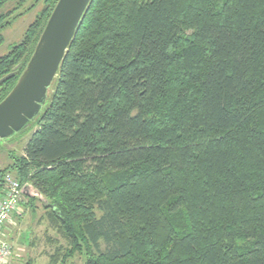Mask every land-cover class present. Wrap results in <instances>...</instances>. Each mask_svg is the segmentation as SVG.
I'll return each mask as SVG.
<instances>
[{"label": "trees", "instance_id": "16d2710c", "mask_svg": "<svg viewBox=\"0 0 264 264\" xmlns=\"http://www.w3.org/2000/svg\"><path fill=\"white\" fill-rule=\"evenodd\" d=\"M58 2L0 58V103ZM30 131L0 197L41 195L53 264H264V0H93Z\"/></svg>", "mask_w": 264, "mask_h": 264}, {"label": "water", "instance_id": "95a60500", "mask_svg": "<svg viewBox=\"0 0 264 264\" xmlns=\"http://www.w3.org/2000/svg\"><path fill=\"white\" fill-rule=\"evenodd\" d=\"M93 0H59L25 71L10 94L0 103V143L24 133L43 114L52 86L69 47ZM11 73L0 83L13 78ZM32 187L30 197L41 198ZM42 199V198H41Z\"/></svg>", "mask_w": 264, "mask_h": 264}, {"label": "rangeland", "instance_id": "374dc122", "mask_svg": "<svg viewBox=\"0 0 264 264\" xmlns=\"http://www.w3.org/2000/svg\"><path fill=\"white\" fill-rule=\"evenodd\" d=\"M47 8V0H27L21 7L17 2H12L1 8L0 16L9 13L12 15L15 10L17 12L11 17L7 16L6 22L11 21V26L5 27L3 30L0 27V32L5 38L4 44L0 47V58L8 54L12 47L22 42L28 28L39 19L42 11ZM30 129L10 141L0 143V168H5L11 163V153L14 152L18 156L24 155L25 146L33 135V131ZM31 193H35L34 190H31ZM34 204L31 207L30 201L26 197L14 218V225L8 235V241L13 249L9 264H53L52 261L60 249L67 246L66 241L50 223L49 210L38 200H35ZM61 256H63V252ZM86 261V250H84V253L74 255L68 263L86 264Z\"/></svg>", "mask_w": 264, "mask_h": 264}, {"label": "built area", "instance_id": "2783aa9c", "mask_svg": "<svg viewBox=\"0 0 264 264\" xmlns=\"http://www.w3.org/2000/svg\"><path fill=\"white\" fill-rule=\"evenodd\" d=\"M2 185L3 192L0 197V264H9L13 249L8 241V235L26 195L24 186L12 175H6Z\"/></svg>", "mask_w": 264, "mask_h": 264}, {"label": "bare ground", "instance_id": "6f19581e", "mask_svg": "<svg viewBox=\"0 0 264 264\" xmlns=\"http://www.w3.org/2000/svg\"><path fill=\"white\" fill-rule=\"evenodd\" d=\"M1 177V176H0ZM1 179V178H0ZM2 182V181H1ZM21 184V183H20ZM1 187V186H0ZM2 192V191H1Z\"/></svg>", "mask_w": 264, "mask_h": 264}]
</instances>
